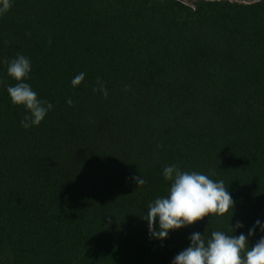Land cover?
<instances>
[{"label":"trees","instance_id":"trees-1","mask_svg":"<svg viewBox=\"0 0 264 264\" xmlns=\"http://www.w3.org/2000/svg\"><path fill=\"white\" fill-rule=\"evenodd\" d=\"M17 54L53 105L27 129L6 91ZM169 165L223 180L235 206L151 239ZM257 219L264 0H13L0 16V264H172L192 232L240 221L247 234Z\"/></svg>","mask_w":264,"mask_h":264},{"label":"clouds","instance_id":"clouds-1","mask_svg":"<svg viewBox=\"0 0 264 264\" xmlns=\"http://www.w3.org/2000/svg\"><path fill=\"white\" fill-rule=\"evenodd\" d=\"M12 6L13 0H0V16L8 13ZM31 70L30 59L22 54L7 62V74L17 83L8 86L6 91L14 105L23 106L28 112L20 122L25 129L39 126L53 108L52 103L38 98L31 85L24 82ZM85 76L84 72L75 75L71 80L72 86H79ZM97 83L100 88L94 91L107 95L104 85L99 80ZM67 103L71 105L72 100ZM163 178L171 182L167 195L159 196L148 204L145 218L151 239L164 241L171 231L193 225L212 214L223 216L235 206L223 180H213L197 171H182L176 165L166 166ZM132 179L138 187L145 184L140 175ZM243 227L240 221L235 225L230 223L231 235L220 230L212 231L210 236L192 232L188 238L189 245L173 258L172 264H264V221L257 219L247 234L241 232L236 235V230ZM257 229L261 233L260 238L250 246L249 237L254 236Z\"/></svg>","mask_w":264,"mask_h":264},{"label":"rangeland","instance_id":"rangeland-1","mask_svg":"<svg viewBox=\"0 0 264 264\" xmlns=\"http://www.w3.org/2000/svg\"><path fill=\"white\" fill-rule=\"evenodd\" d=\"M181 1H183L184 3H186V4L190 5V6H192L197 0H181ZM230 1H237V2H240V1H242V0H230Z\"/></svg>","mask_w":264,"mask_h":264}]
</instances>
